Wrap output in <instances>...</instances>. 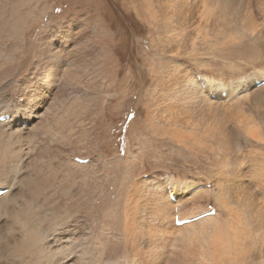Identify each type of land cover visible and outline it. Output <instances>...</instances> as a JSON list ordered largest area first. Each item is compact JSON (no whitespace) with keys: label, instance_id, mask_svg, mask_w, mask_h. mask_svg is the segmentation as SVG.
Returning <instances> with one entry per match:
<instances>
[{"label":"bare ground","instance_id":"bare-ground-1","mask_svg":"<svg viewBox=\"0 0 264 264\" xmlns=\"http://www.w3.org/2000/svg\"><path fill=\"white\" fill-rule=\"evenodd\" d=\"M145 1L140 0L138 5L143 7L144 2L147 3V11L143 13H146V16L153 21L157 22L159 17L168 18L170 21L166 19V22L169 25L173 21L174 12H176V17H179L178 15L193 19L197 17L202 21L200 24V26L202 25L200 44L196 42V40L199 41V38L193 37L190 43L183 45V34L180 35V40L173 39L169 32L170 29H168L167 35L169 36L165 37V45L163 44L164 41H161L164 45L162 47L170 46L171 50L180 49L181 52L184 51L185 53L183 57L191 59L189 55H198L199 51H202L200 45L204 43L203 47L207 46L209 50L202 51L206 53H200V55H211L217 60L216 50L218 47H216L213 38L218 41L219 35L213 34L215 37H211L209 36L210 30L203 32L202 29L203 21L208 22L211 20V15L212 17L216 15V9H213L216 7L214 4L217 5L215 0L214 4L205 3L207 0H203L202 4L198 0H177L173 3L165 1L166 3H160V11L154 8V0ZM133 2L135 1L131 0V3ZM134 4L136 5V2ZM124 5L126 4L124 3ZM152 8L154 10H151ZM236 11L239 14L238 19L241 20L240 27L237 26L236 28L242 29L239 32H246L245 29H247V32H251L260 40L259 49L256 48L255 51H251L255 52L252 53L254 60L264 62V29H262L264 20L259 15L257 17L255 15V18L250 6L245 13L240 14L239 10ZM261 14L264 16V6L261 7ZM260 24H263L262 28L259 27ZM223 25L226 27L225 24ZM32 27V23L27 24V20L21 17L16 19L12 31L23 28L25 32L30 33ZM180 27L184 31L183 24ZM227 29L225 28L219 33L226 38L222 45L227 46L228 44L229 53L240 52L239 49L242 45L236 38L240 39L241 37L237 34H231L232 32L230 33ZM29 33L22 36L21 44L26 42ZM69 33L68 30L62 33L58 31L52 34L54 36L47 37L40 44L37 63L31 69L28 77H21L19 83L17 82L18 85L15 88L20 87V92L18 91L20 88L17 91L11 90L7 81H0V189L4 191L0 194V264L2 262L6 264L7 260L12 262L15 260L19 264H264V194L258 196L261 201L263 200L261 202L255 197L256 194L252 190L253 187L264 190V172L261 168L262 163L259 155L252 154V151L249 152L250 154H245L240 148L242 136H246V139L251 142L253 139L264 141V138L259 136L260 130L264 129V124L258 120L260 117L264 119V107L259 104L260 106L251 109L250 106L248 111V107H244L241 101L237 102L238 106H234L236 103H232V106L224 104L227 99H232L234 96L242 95L239 98L245 97L248 93L244 95V92L249 90L248 88H256L255 82L264 79V64L260 66L261 71L255 74L247 72L238 76V79L237 76H235L236 78L229 76V72L235 66L234 64L229 65L232 68L228 67L230 71L223 70V66L215 65L217 69V73H215L212 70L214 68L212 61L206 62L205 59H202L200 65L207 67V69L200 71L198 75L181 65L177 68L178 64H174L170 60H162L165 67L161 70V74L163 77L172 78L174 85H168L170 89L168 88L161 98L158 105L162 107L163 111L157 119L169 120L171 123L172 119L179 117V119L184 120L182 121L183 124L201 126L203 135H199L200 132L197 133L196 131L194 133L192 127V132H182V129L176 130L169 124V128L174 130L170 131L174 140L183 142L185 145L191 143L192 146H196L195 151L198 149V152L199 149L201 151L206 148H211L213 151L216 149V152H211L216 154L213 165H216L217 168L213 167L214 171L211 172V177H214L212 180L208 179L204 182H202L203 180L200 182L183 180L184 183H179L168 178L162 181L143 179L141 182H136V186L124 200L126 201V215L124 222L120 224L121 235H115L110 225L113 218L109 215L116 216V213L105 212L106 196L95 193V185L92 186L89 182L91 176L95 178L93 173L87 172L90 177L84 175V179L74 181L75 183L70 186L69 190L66 189L68 193L63 190V193L60 192V186H57L56 181H54L58 169L55 170L54 163L63 156V152L57 150L54 142L62 133L59 129L67 126L64 120L68 119L65 121L69 122L70 118L60 117L59 110L66 109L67 116H72V110L76 104L74 102L68 105L65 99L60 98L63 93L61 88L56 93L52 88L54 85L57 88L59 82L65 81L62 74L66 71L61 62L65 60L66 54H72L74 50L71 49L73 45L68 46ZM214 33L218 34L216 31ZM232 35L233 37L236 35L233 40L228 38ZM219 45L221 46V44ZM245 55L244 51L240 58H244ZM227 58L225 57V59ZM225 59L222 61L224 62ZM233 61L231 62L233 63ZM17 73L11 72L10 74H15L16 77ZM233 73L235 72L233 71ZM69 82L71 83V81ZM67 83V81L64 82V87ZM226 92L227 95L222 97ZM258 93H255L252 98L257 99L260 95ZM74 115H78V113ZM235 117H237V125L233 123V126L232 118L235 119ZM234 119L233 121H235ZM84 121L83 119L79 121L82 124L81 127L83 126L80 129L82 132L80 136H76L78 133L77 126L74 124L76 121L73 123L74 125H71V132L66 133L70 136L75 135L74 141H82L83 137L88 135ZM63 122L65 127H63ZM180 122H176V128L179 127ZM195 122L199 123L195 124ZM158 123L161 124L160 121ZM71 126L69 127L71 128ZM207 133L211 134L212 137L209 139L205 137L207 135L204 136V134ZM64 137L66 138V135ZM59 138L58 140L62 142L63 140ZM72 139L74 138L72 137ZM209 140L218 143L223 148L221 155L218 154V147L213 148L215 147L214 143L213 147L211 145L207 147L206 142ZM72 141L69 142L72 143ZM203 141H206V145H202ZM76 142L72 146L77 150V153L71 149L72 147L63 148L71 162L74 163V165L70 164L69 172H74L73 167L81 168L79 170L83 173L86 169L97 167L96 159H91L87 152L82 153ZM254 151L256 152V150ZM207 158L211 159L209 156ZM85 159L87 160L81 161ZM197 161H199L198 158ZM67 162L66 164L69 163ZM57 166L61 167L59 164ZM86 176L89 179H86ZM212 182L214 187L208 184ZM206 184L212 188H205ZM52 187L54 188L53 192L49 190ZM61 193L68 197V203L64 209L60 200L62 198ZM80 195L83 196L82 205L85 207L81 208V206L78 210L75 203ZM136 196L138 197L136 198ZM211 196L216 198L213 207L207 206L208 208L203 210L199 208L197 211L195 208H186L188 206L185 204L186 202L190 201L193 204L200 199L210 200ZM232 197L238 198L237 202L242 199V203L245 199L246 205L250 208V210L248 209L249 218L253 216L255 221L248 220L247 224L240 222L243 224L240 228L235 226L228 228L229 234L226 233L223 239L221 236H216V230L210 235L209 232L214 227L226 225L227 228L232 220H238V216L232 214L234 209L231 206H234V203L228 202V199L230 200ZM52 205L55 206L54 209L49 208ZM242 206L244 207V204ZM224 207L228 216L219 222L218 219L221 217ZM100 209L105 213V218L102 220L98 212ZM185 209H187L186 212ZM239 215V217H243L242 215L246 214L244 212V214ZM74 217L77 220H72ZM177 221H186V223L177 225ZM178 234L179 239L177 238ZM118 241H121L125 248L122 247L120 250L119 245H116ZM192 245L194 246L190 248ZM124 255L127 256V259L122 263L121 258Z\"/></svg>","mask_w":264,"mask_h":264},{"label":"rangeland","instance_id":"rangeland-1","mask_svg":"<svg viewBox=\"0 0 264 264\" xmlns=\"http://www.w3.org/2000/svg\"><path fill=\"white\" fill-rule=\"evenodd\" d=\"M134 1L136 2V5L134 4L135 2L131 3V0H0V81H7V83H9V89L11 90L17 91L20 88H15L18 85L17 82L19 83V78L29 76L31 69L38 61L37 57L40 44L47 37L54 36L52 34L58 31H61V33L65 30L70 31L68 46L73 45V48L71 47V49L74 50L72 51V54H66L64 58L65 60L61 62L62 67H65L64 70L66 71L62 74V77L63 79L65 78L64 80L68 83L64 87L65 81L59 82L60 86L57 85V88H55L54 85L52 88L53 91L55 90V93L61 88V92L63 93L60 98L65 99L68 105L74 102L76 104L74 106V110H72V116H67L68 112L66 114V109L62 108L59 110L60 117L66 116V118H70L69 122L65 121L68 119L64 120L67 126L63 122V127H66H61L62 129H59L62 131L60 135L63 136L61 137L59 135L60 138L59 136L58 138L64 142L59 141L58 138L54 142V146L57 150H61L63 152V156L61 158L62 160L58 158L54 163L55 170L58 168L56 170L58 178L56 177L54 181H56L57 186H60L61 189L59 188V191L63 193V191L66 192L69 190L70 186L75 183L74 181L84 179V175L90 177V174L93 173L95 178L91 176L89 182H91L92 186L95 185V193L106 196L105 212L109 211L116 213V216L109 215L113 218L110 225L112 227L113 234L115 235H121L120 224L124 222L126 215V201L124 200H126L127 194L136 186V182H141L143 179L162 181L165 178L173 181L176 180L175 182L178 181L179 183H184L183 180L195 182L203 180L202 182H204L208 179L212 180V177H214H211V172L214 171L213 167L215 166V168H217L216 165H213V159L216 155L213 152H216V149L213 151L211 148H206L203 150L204 152L200 149L199 152L198 149L195 151L196 146H192L191 143H187L185 145L183 142L174 140L170 132L173 129L169 128L171 125V127L176 130L182 129V132L194 131V133L200 132L202 134H198L203 135L200 128L201 126L197 125L196 127L193 125V127L192 124L189 125V123L183 124L182 121L184 120L179 119V117H177L178 120L172 119L173 122L171 120V123H169V120L157 119L163 111L162 107H159L158 104L169 88L168 85H174V80L172 78L163 77L161 74V70L165 67L162 64V60H170V62L178 64L177 68L181 65L182 67L194 71V74L198 75L200 71H206L207 69V67L200 65L202 63V59H205L206 62L212 61V67H214L212 70H214L215 73H217L215 65L223 66V70L230 71L228 68L230 67L229 65L234 64L236 67H232L233 70L229 72L230 77L242 76L247 72L255 74L256 72L262 70L260 66L264 64L262 61L258 62L254 60L252 55V53H255L252 51H255L256 48L259 49L261 43L260 40L257 39L251 32H247V29H245L246 32H239L241 28H236L237 26L240 27L241 21L240 18L238 19L239 14L236 10H239L240 14H242L245 13L249 6L252 7V14L254 17L255 15L256 17L259 15L264 20V16L261 14V7L264 6L263 0H257V2L256 0H250V3L248 0H215L217 5L214 4V0H207L205 2H210L216 6L215 8H213L214 6L212 7L214 10L216 9V15L213 17L211 15V20L208 22L203 21L202 29L203 32L204 30H210L209 36L211 37L219 35L218 41L213 38L216 42V47H218V50H216V55L218 56H216L217 60H215V57H211V55H200V53H206L202 51L209 50L207 46L203 47L204 43L200 45L202 47V51H199L198 55H189V57L193 60L183 57L185 53L184 51L181 52L180 49L171 50V48H169L170 46H167L168 48L162 47L165 45V37L169 36L167 35L168 29H170L169 32L173 39L177 38L180 40V35L183 34V45L190 43V41L193 40V37H195V39L199 38V41L196 40V42L200 44L202 37V25L200 26V24H202V21L199 20L200 18L195 16L196 13L193 15L196 18L193 19L192 17H184L183 15H178L179 17H176V12H174L173 21L169 24V26L166 22V19L168 18L162 19L159 17V20L156 22L151 20L150 17L148 18L146 13H143L147 11L148 8L145 0L143 1H145L144 5H146H143V7L138 5L140 0ZM154 1V8H157L158 11H160V3H173L177 0ZM259 1L260 3H258ZM198 2L202 4L203 0H198ZM22 3H24V6H22ZM124 3L126 5H124ZM151 10L154 9L152 8ZM4 12L6 14H2ZM16 13L19 14L17 15ZM21 17L27 20V24H33L30 33L25 32V29L23 28H18V30L12 31L14 29L16 19L18 20ZM181 24H183L184 31H182V27H180ZM223 24H225L226 27H224ZM155 25L158 26L156 27ZM262 25L260 24L259 27L262 28ZM223 28H228L227 30L230 33L232 32L231 34H237V36L241 37L240 39L236 38V35H234V37L233 35L228 37L232 40L233 38L239 40L242 45L239 49L240 52L237 51L235 53H229L230 51L227 49L228 44L227 46L222 45V43L226 41L224 35L219 34L224 30ZM262 29H264V27ZM214 31L218 34L214 33ZM27 33H29V35L25 40L26 42L24 41L25 43L21 44L20 41L22 36ZM73 36L76 39H73ZM161 41H164V45ZM17 42H19V45ZM219 44H221L223 48H220L221 46ZM243 50L246 55L242 58V60L240 57L244 54ZM225 57L228 58L225 59ZM229 57H232V59ZM222 59H225L224 62ZM231 61H233V63ZM232 68L230 67V69ZM9 71L10 73H18L15 77V74L12 75ZM233 71L235 73H233ZM69 81H71V83ZM263 85L245 90L244 95L248 93L245 97H243L245 100H243V98H239L242 95H237L232 97V99H227L224 104L232 106V103H236L234 106H238L237 102L241 101L243 102L244 107H248V111L250 108L252 109L253 107H257L259 104H262L261 106L264 107V91H262V89H264ZM258 88L260 89L255 90ZM20 90L21 88L18 91L20 92ZM54 92L53 94H55ZM251 93L254 94L252 95ZM255 93L260 94L257 99L252 98ZM95 103L97 104L96 106ZM76 113H78L81 118L78 115H74ZM261 118L263 119V117H260L258 120L264 124V119L262 120ZM81 119L85 120L84 127L88 135L83 137L84 139H82V141L76 140V142L74 141L76 136L78 137L82 133L80 129L83 128V126L81 127L82 124L81 122L79 123ZM233 119L234 118H232V125H237V117H235V121H233ZM159 121L161 124L158 123ZM175 121H181V124L177 128ZM73 123L77 126L76 128L78 133L76 136L66 134L67 132H71V125ZM197 123L195 122V124ZM68 125L71 126V128ZM260 132V138H264V129L260 130ZM65 135L66 138L64 137ZM208 135V133L204 134V136L208 139L212 137L211 134L209 136ZM72 137L74 139H72ZM242 137L243 139L241 138L240 140V148L242 149V152L248 154L252 151V154L259 155L262 163V167H260L264 172V141L253 139L251 142L246 139V136ZM207 138L205 139L208 140ZM85 139L87 140L85 141ZM70 140H73L72 143L69 142ZM209 141H203L204 143H202V145H206L207 143V147H210V145L213 147L214 143L215 147L213 148L218 147V154L221 155L223 148L218 143L216 144L214 141H210L209 143ZM74 142L78 143L76 145L79 150H82V153L87 152L91 156V159H96L97 167L94 166L90 169H86L84 173L79 170L81 168L73 167L74 172H69L71 168L70 164L74 165V163L71 162L68 155L65 151H63V148L66 149L72 147L71 149L77 153V150L72 146L74 145ZM254 150H256V152ZM257 152L262 153L258 154ZM208 156L211 157L210 160L207 158ZM196 157L199 161H197ZM195 158L196 160H194ZM66 162L68 164H66ZM57 163L62 168L58 167ZM247 166L249 165L247 164ZM87 172H90V174ZM87 176L86 179H89ZM208 184L214 187L213 182ZM54 185L55 184L53 182V186ZM207 187L212 188L206 184L205 188ZM253 188L252 190H254L253 192L256 194L255 197L259 199L261 196L260 194H264V190H258L255 189V187ZM49 190L53 192L54 188L52 187ZM62 193V198L60 200L62 201V208L64 209V206L68 203V197ZM138 196H136V198ZM210 198V200L200 199L193 202V204L190 201L186 202L185 204L188 205L186 208H195L197 211L199 208L203 210L206 209L207 206L213 207L216 198L214 196H211ZM237 200L238 198L232 197L230 200L228 199V202L231 204L234 203V206H231V204L230 206L234 209L232 214L234 216H238V220H232V224L230 223L227 228L226 225L223 224L222 227H214L211 229L212 231L209 232L210 235L214 230H216V236H221L223 239L226 236V233L227 235L229 234L228 232L230 230L228 228H233L234 226L236 228H240L243 226L244 222L247 224L248 220L252 219L255 221L253 216L249 218L248 213L250 208L246 205L247 203L245 199H243L244 203H242V199H239L238 202ZM259 200L261 201V199ZM83 202V196L80 195L75 203L76 206H78V210H80L79 207L81 206V208L85 207L82 205ZM261 202H263V200ZM243 204L244 207L242 206ZM236 205L237 207H235ZM49 208L54 209L55 206L52 205ZM186 210L187 209H185V212ZM225 210L226 208L224 207L222 215L218 219L219 222H222L223 218L228 216ZM98 212L101 215V220L105 218L104 211L100 209ZM244 212L246 215H242ZM239 214L243 217H239ZM75 219V217L74 219L72 218V220ZM240 222H243V224ZM177 238L179 239V234L177 235ZM116 245H119L118 247L120 250L122 247L125 248L124 244H121V241H118ZM193 246L194 245L190 248ZM126 259V255L122 256V263H124L123 261H126ZM110 262L111 260L109 263ZM1 264H3V262ZM6 264H19V262H16L15 260H13V262L7 260Z\"/></svg>","mask_w":264,"mask_h":264}]
</instances>
